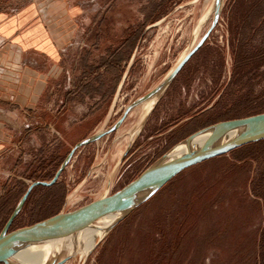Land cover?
I'll use <instances>...</instances> for the list:
<instances>
[{
  "label": "rangeland",
  "instance_id": "obj_1",
  "mask_svg": "<svg viewBox=\"0 0 264 264\" xmlns=\"http://www.w3.org/2000/svg\"><path fill=\"white\" fill-rule=\"evenodd\" d=\"M32 1L0 0V9L12 13ZM206 1L57 0L56 13L66 9L72 17L69 27L55 33L71 39L64 46L69 67H75L73 80L81 82L103 60L126 61L102 75L109 101L87 105L102 94L94 76L93 84L72 96L90 116L81 113L62 139L45 137L7 163L0 180V233L35 181H51L76 144L115 125L131 102L156 88L198 44L213 21V0L203 10ZM223 6L218 25L154 110L138 107L116 132L76 150L54 185L33 189L11 230L101 198L110 180L109 193L117 192L202 128L264 113V0H225ZM203 14L211 16L202 25ZM116 77L122 78L118 88ZM205 163L119 221L86 261L77 255L67 264H264V144Z\"/></svg>",
  "mask_w": 264,
  "mask_h": 264
},
{
  "label": "crops",
  "instance_id": "obj_2",
  "mask_svg": "<svg viewBox=\"0 0 264 264\" xmlns=\"http://www.w3.org/2000/svg\"><path fill=\"white\" fill-rule=\"evenodd\" d=\"M56 2L33 0L12 13L0 9V180L7 163L18 161L26 146H40L45 137L62 139L66 130L81 121V113L90 112L88 108L80 110L82 105L72 96L80 87L93 84L94 76L100 77L96 89L102 94L98 99L90 98L87 105L99 107L111 99L108 93L103 95L102 75L110 67L118 70L120 64L103 60L94 71L85 72L81 82L73 80L75 67H69L68 47L64 46L71 39L55 33L69 27L72 17L61 8L59 11L64 12L58 15ZM59 7H63L61 2ZM62 78L66 80L64 85ZM115 80L114 87L118 88L122 78Z\"/></svg>",
  "mask_w": 264,
  "mask_h": 264
},
{
  "label": "water",
  "instance_id": "obj_3",
  "mask_svg": "<svg viewBox=\"0 0 264 264\" xmlns=\"http://www.w3.org/2000/svg\"><path fill=\"white\" fill-rule=\"evenodd\" d=\"M224 2L225 0L213 1V21L211 26L198 44L184 54L183 58L180 59L177 65L165 76L164 80L156 88L143 95V97L131 102L123 116L115 122V125L88 136L87 139L76 144L68 157L60 165V170L51 181H35L28 188L15 208L14 213L5 224V228L0 233V264H17L12 258L21 250L33 247L34 245L58 244L73 240L83 231L97 226L98 222L105 216L119 214V220L106 231L107 234L119 224V221L129 216L134 210L156 196L163 187L173 181L175 177L188 171V169L202 165V163L218 157L229 155L231 152L241 149L246 145L264 141V113L215 123L193 133L173 147V150L183 147L186 149L184 154L171 157L170 155L173 152L171 150L148 166L131 183L119 189L117 192L109 193L112 185V180H110L107 191L101 198L80 206L76 210L62 211L61 213L48 217V219L36 222L31 226L11 230L14 220L18 217L33 189L36 186L47 187L54 185L61 173L71 162L76 150L116 132L129 114L144 103L154 100V106L156 105L160 97L176 79V76L183 70L186 63L198 52L199 48L203 46L214 28L218 25L224 8ZM205 136L207 138L201 145H196V141ZM130 146L131 144L121 159H124L129 153ZM69 260H71L70 255H66L63 258L54 256L48 264H65Z\"/></svg>",
  "mask_w": 264,
  "mask_h": 264
},
{
  "label": "bare ground",
  "instance_id": "obj_4",
  "mask_svg": "<svg viewBox=\"0 0 264 264\" xmlns=\"http://www.w3.org/2000/svg\"><path fill=\"white\" fill-rule=\"evenodd\" d=\"M210 2L211 0L206 1L205 9L203 10H207V7L210 5L208 3ZM211 14H213L212 10ZM211 14L209 15L211 16ZM209 15L203 14L202 18L200 19L202 25L209 18ZM202 25L199 26L197 32L195 33L196 41L198 40V34L202 28ZM154 104L155 101L152 100L144 103L142 106L147 109L148 113H150L154 108ZM206 138L207 137L205 136L201 137V139H198L196 141V145L200 146ZM185 150L186 149H184L183 147L176 148L175 150H173L170 156L173 157L184 154L186 152ZM119 217V214L105 216L102 220L98 222L97 226L90 227V229L83 231L82 233L78 234L73 240H68L58 244L34 245L33 247L21 250L20 252L16 253L12 260L17 264H48L52 257H63V255L67 253V255L71 256V259H74L78 255L77 259H79V262L82 263L90 257L93 250H95V247L97 246L98 242L104 238L106 231L112 225L117 223ZM67 263L68 262H66L65 264Z\"/></svg>",
  "mask_w": 264,
  "mask_h": 264
},
{
  "label": "trees",
  "instance_id": "obj_5",
  "mask_svg": "<svg viewBox=\"0 0 264 264\" xmlns=\"http://www.w3.org/2000/svg\"><path fill=\"white\" fill-rule=\"evenodd\" d=\"M152 23H155V21H151ZM141 33V32H140ZM140 40V37H139V35H136V38H135V41H134V47L136 46V44H137V42ZM117 56V55H116ZM113 58H115V57H113ZM115 61H116V63L117 64H121V63H123V62H125L126 60H124V58H120V59H116L115 58ZM261 144H264V141H260V142H258V143H256V144H250V145H246V146H244L243 148H241V149H238V150H235V151H233V152H231L230 154H234V153H236V152H238V151H241V150H244V148H248V147H253V146H258V145H261ZM229 154V155H230ZM217 159V158H216ZM216 159H213V160H210V161H207L206 163H210V162H213V161H216ZM205 163V164H206ZM199 167V166H198ZM196 168V167H195ZM194 169V168H193ZM175 180V179H174Z\"/></svg>",
  "mask_w": 264,
  "mask_h": 264
}]
</instances>
